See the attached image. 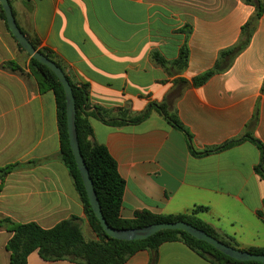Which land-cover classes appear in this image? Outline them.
<instances>
[{
	"label": "crops",
	"instance_id": "1",
	"mask_svg": "<svg viewBox=\"0 0 264 264\" xmlns=\"http://www.w3.org/2000/svg\"><path fill=\"white\" fill-rule=\"evenodd\" d=\"M10 5L26 37L53 52L74 83L88 85L91 104L135 116L151 103H165L199 152L247 133L264 145V13L232 65L192 85L238 42L255 13L245 0H30L29 5L10 0ZM185 42L189 61L182 73L172 67L167 72L152 60L158 53L175 61ZM89 121L94 142L107 147L125 181L122 219L142 211L193 215L204 207L194 217L239 250L264 248V179L255 170L261 160L256 144L244 141L195 156L186 135L156 110L139 124ZM60 150L55 94L40 90L30 57L19 50L0 15V169L21 164L0 181V221L51 229L75 216L85 238L98 241ZM11 237L0 226V264H10ZM27 264L78 263L45 261L33 252ZM124 264H152L151 253L139 251ZM156 264L212 263L171 242L159 248Z\"/></svg>",
	"mask_w": 264,
	"mask_h": 264
},
{
	"label": "trees",
	"instance_id": "2",
	"mask_svg": "<svg viewBox=\"0 0 264 264\" xmlns=\"http://www.w3.org/2000/svg\"><path fill=\"white\" fill-rule=\"evenodd\" d=\"M22 1L27 5L30 4V0ZM245 2L255 7V13L243 26L238 42L233 47L220 53L214 69L193 79V86H200L213 75L227 70L232 65L235 58L248 47L256 31L259 20L263 16L264 6L262 0H245ZM0 15L8 29L6 16L1 5ZM27 38L39 52L62 69L72 87L77 110L76 125L81 154L89 170L103 216L108 225L116 230H130L159 223L185 222L215 237L225 245L238 249L231 239L220 237L210 226L194 217L196 213L205 211L206 208L204 207H197L193 215L163 216L142 211L137 212L132 220L122 219L120 213L125 191V181L121 178L118 172L117 162L110 154L107 147L94 142L93 128L89 118H96L107 125L120 127L130 124H139L148 119L153 110H156L172 127L186 135L191 153L195 156H206L223 152L244 141H251L257 145L261 154L260 164L255 170L263 179L264 145L247 133L243 137L228 141L221 146L199 152L194 149L192 137L189 132L181 124L173 110L165 103H151L144 112L135 116H131L129 112L122 108L105 109L99 105H93L89 100L88 85L74 83L67 73L64 63L53 52L48 49L40 48V42L37 39L32 37ZM17 46L19 50L25 52L18 43ZM151 58L167 72H170V68L172 67L179 73H182L187 69L189 61L187 42L181 47L179 57L175 61H167L158 53H153ZM6 66L13 71L19 70V67L14 63H7ZM30 70L41 91L51 90L55 94L58 108V129L61 139L60 159L73 179L75 188L83 202L86 218L99 240H87L82 232L81 219L75 216L61 221L51 229H43L33 222L20 224L5 218L0 221V226L12 233V237L6 245V249L10 253V264H27V259L33 252H37L45 261L64 260L78 264H124L131 256L139 251H148L151 253L152 264H156L159 248L163 244L171 242L183 243L212 264H262L258 262L235 261L219 252L208 243L197 240L183 231H162L143 241H120L109 237L95 217L89 204L84 183L70 147L64 89L56 75L48 67L40 64L31 57ZM179 81L183 84H188L182 79H179ZM262 91L264 92V84ZM255 120L256 116L253 122H255ZM20 166L21 164H12L0 169L1 184L8 174ZM249 252L264 255V248L251 249Z\"/></svg>",
	"mask_w": 264,
	"mask_h": 264
},
{
	"label": "water",
	"instance_id": "3",
	"mask_svg": "<svg viewBox=\"0 0 264 264\" xmlns=\"http://www.w3.org/2000/svg\"><path fill=\"white\" fill-rule=\"evenodd\" d=\"M0 5L2 6V9L6 16L8 30L10 31L16 42L31 58L48 67L56 75L64 89L66 98L67 131L70 147L73 152L78 170L82 177L89 204L94 212L95 217L98 219L103 230L109 237L120 241H143L155 236L162 231H183L196 238L197 240L208 243L216 250L235 261L258 262L264 264V255H258L249 251H242L227 246L215 237H212L206 232L185 222L159 223L146 226L144 228L130 230H116L110 227L103 216V212L94 188L93 181L91 179L85 160L81 154L76 125L77 110L72 87L62 69L47 57H45L41 52H39L18 27L9 0H0Z\"/></svg>",
	"mask_w": 264,
	"mask_h": 264
},
{
	"label": "rangeland",
	"instance_id": "4",
	"mask_svg": "<svg viewBox=\"0 0 264 264\" xmlns=\"http://www.w3.org/2000/svg\"><path fill=\"white\" fill-rule=\"evenodd\" d=\"M85 235L87 236V238H89V234H88V232L86 230H85Z\"/></svg>",
	"mask_w": 264,
	"mask_h": 264
}]
</instances>
